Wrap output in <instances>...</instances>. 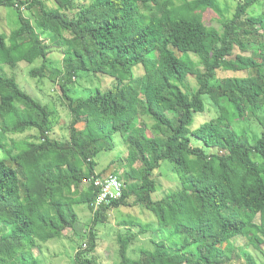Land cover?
<instances>
[{
	"label": "clouds",
	"instance_id": "obj_1",
	"mask_svg": "<svg viewBox=\"0 0 264 264\" xmlns=\"http://www.w3.org/2000/svg\"><path fill=\"white\" fill-rule=\"evenodd\" d=\"M0 172V264H264V0H0Z\"/></svg>",
	"mask_w": 264,
	"mask_h": 264
},
{
	"label": "trees",
	"instance_id": "obj_2",
	"mask_svg": "<svg viewBox=\"0 0 264 264\" xmlns=\"http://www.w3.org/2000/svg\"><path fill=\"white\" fill-rule=\"evenodd\" d=\"M95 27H97V26L95 24H93V28H95ZM115 30H116L115 26L105 29V25L103 23L99 25L100 34L105 36L107 39H109V41L111 39V37L109 36V33L115 32ZM101 43H103V41H101ZM135 47L137 49H140V45L139 44H137ZM128 51L131 52L132 48H129ZM161 52H162V55H167V53H164L163 50H161ZM177 63H180V61H177ZM177 71H178V69H177ZM164 104H165V106L167 105V101L166 100L164 101ZM0 177H2L4 181H9L10 178H11V172H0ZM34 187L38 188L39 185L34 183ZM9 191H11V189H9Z\"/></svg>",
	"mask_w": 264,
	"mask_h": 264
}]
</instances>
